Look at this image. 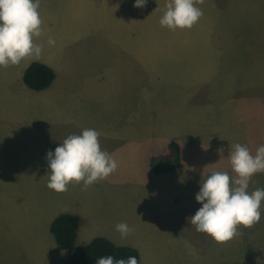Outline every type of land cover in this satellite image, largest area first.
Listing matches in <instances>:
<instances>
[{"label":"rangeland","instance_id":"374dc122","mask_svg":"<svg viewBox=\"0 0 264 264\" xmlns=\"http://www.w3.org/2000/svg\"><path fill=\"white\" fill-rule=\"evenodd\" d=\"M134 3L40 0L43 34L34 42L44 51L27 60H50L57 79L43 94L19 83L11 93L0 80V264H61L68 252L49 227L62 212L76 219L78 244L104 236L136 248L138 264L264 261V201L260 222L238 226L225 243L190 224L206 175L235 176L230 146L254 155L264 145V0H203L198 22L175 31L159 24L167 0ZM198 55L211 65L199 66ZM85 129L100 133L117 171L87 188L48 189L46 153ZM171 140L182 166L157 174L150 161ZM257 188L264 172L250 179L248 191ZM121 222L133 229L124 239L115 230Z\"/></svg>","mask_w":264,"mask_h":264},{"label":"clouds","instance_id":"9594fccd","mask_svg":"<svg viewBox=\"0 0 264 264\" xmlns=\"http://www.w3.org/2000/svg\"><path fill=\"white\" fill-rule=\"evenodd\" d=\"M146 3L147 0H135L133 7L143 8ZM196 3L203 0H167L160 26L171 31L191 29L203 15ZM39 7L40 0H0V68L19 65L25 58L40 59L44 46L34 42V38L43 34ZM55 43L48 36L47 45L52 47ZM99 136L95 129H85L79 135H69L54 151L46 153L48 189L63 193L68 191L70 183L81 182L87 188L117 171L118 161L101 149ZM230 148L227 158L235 176L223 171L207 174L195 195L196 202L202 206L190 218L197 232L209 235L218 243L236 237L238 226L250 228L259 223L264 201V188L248 191L251 177L264 172V145L257 147L254 155L240 143ZM224 151L223 146L216 150L220 157ZM115 230L121 239L133 232L125 222L118 223ZM95 264H138V260L135 256L117 259L107 255L97 258Z\"/></svg>","mask_w":264,"mask_h":264},{"label":"trees","instance_id":"16d2710c","mask_svg":"<svg viewBox=\"0 0 264 264\" xmlns=\"http://www.w3.org/2000/svg\"><path fill=\"white\" fill-rule=\"evenodd\" d=\"M53 79V69L39 61L30 62L22 75L25 85L33 90L47 88ZM167 146L166 154L150 161L152 170L157 174L172 172L182 166L180 145L177 141L171 140ZM49 228L57 245L68 252V256L61 264H95L97 258L107 255L117 259L135 256L139 261V252L136 248L117 245L104 236H96L85 244H78L76 242L78 225L70 213H59L53 218ZM258 264H264V261Z\"/></svg>","mask_w":264,"mask_h":264},{"label":"crops","instance_id":"0c3cea01","mask_svg":"<svg viewBox=\"0 0 264 264\" xmlns=\"http://www.w3.org/2000/svg\"><path fill=\"white\" fill-rule=\"evenodd\" d=\"M138 23H139V21H138ZM138 30H139V27H138ZM138 30H137V32H138ZM135 34H136L135 29H132L131 32H130L131 39H133V37L135 36ZM209 44H210L209 45V48H210L212 43H209ZM202 45H204V44H202ZM198 47H200V46H198ZM213 47H215V46H213ZM200 48L203 49L204 47H200ZM27 59L28 58H25L24 60H22L19 65L9 66V67H6V68H0V80L5 79L8 82L9 91L11 93L13 92L12 86H13L14 83H19V87H20L21 91L29 92V93H32V94H43V92H48V90L50 92L52 90V87H53L52 85H53V83L55 82V80L57 78H56V72H55V68H54L55 66L53 65V63L50 60L45 59V58H43L40 61L43 62V63H45V64H48L49 66H51L54 69V72H55L54 73V79H53L52 83L47 88L42 89V90H33V89L29 88L28 86H26L24 82L23 83H24L25 86L24 85H21L20 80L23 81L22 80L23 72H24L25 68L27 67V65L30 63V61L27 60ZM208 61L209 62L206 63L205 61H203L201 59V57H199V55L197 56V59H196V62H197V64L199 66H201V64H203V63L206 64V65H211L212 60L209 59ZM209 70H208V72H209ZM139 82H140V80H139ZM262 139L263 138L261 137L260 142L262 141ZM262 142H264V141H262ZM255 147H256V145H255ZM167 152H168V150H167ZM163 173H168V172H163Z\"/></svg>","mask_w":264,"mask_h":264}]
</instances>
